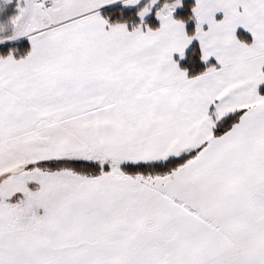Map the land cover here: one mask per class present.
I'll return each instance as SVG.
<instances>
[{"label":"snow or ice","instance_id":"snow-or-ice-1","mask_svg":"<svg viewBox=\"0 0 264 264\" xmlns=\"http://www.w3.org/2000/svg\"><path fill=\"white\" fill-rule=\"evenodd\" d=\"M0 264H264V0H0Z\"/></svg>","mask_w":264,"mask_h":264}]
</instances>
